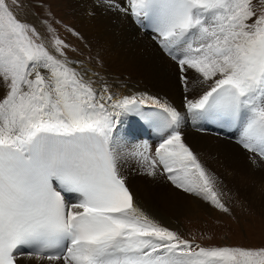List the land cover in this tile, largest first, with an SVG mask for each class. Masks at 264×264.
<instances>
[{"label": "snow or ice", "instance_id": "snow-or-ice-1", "mask_svg": "<svg viewBox=\"0 0 264 264\" xmlns=\"http://www.w3.org/2000/svg\"><path fill=\"white\" fill-rule=\"evenodd\" d=\"M127 0L122 9L151 26L176 62L194 117L235 127L254 165L264 163V0ZM0 0V264H264V247H202L138 207L122 174L126 141L118 118L165 114L154 155L130 154L147 174H167L186 193L229 212L217 179L184 142L182 116L158 98L117 99L67 57L68 45L43 37ZM71 195L72 199H68Z\"/></svg>", "mask_w": 264, "mask_h": 264}, {"label": "bare ground", "instance_id": "bare-ground-1", "mask_svg": "<svg viewBox=\"0 0 264 264\" xmlns=\"http://www.w3.org/2000/svg\"><path fill=\"white\" fill-rule=\"evenodd\" d=\"M101 1L68 0L66 7L73 14L75 29L88 43L87 46L91 49L92 55L98 57L102 64L100 68H97L81 62L82 66L75 67L78 70L80 68L87 70V78H90L96 87L99 88L106 83L109 86V91L114 93L117 99L123 97L139 99L147 95L175 107L182 116L180 125L182 137L186 144L191 146L190 148L204 167L206 168V164L225 167L227 161L231 159L233 167H230L226 173L222 171L227 181L233 184L230 195L237 194L240 199L264 211V184L257 185L258 183L254 181L257 176V167L246 163L245 159L241 157L242 155L238 151H234L237 148L240 149L237 142L238 129L234 133L226 135L209 128L203 119L196 118L187 111V99H197L203 87L193 83V76L197 74L193 70L188 71V90L186 91L179 79L178 67L170 62L167 58L168 55L165 56L166 54L160 49L154 38L155 35L142 31L141 20L117 9L128 7L127 0H103L105 2L102 6L104 10L115 9V15H108L104 21L98 13L94 14ZM33 19L34 17L31 19L34 24L37 23ZM87 19H92L95 24L92 26L93 29L85 28V25L89 24ZM98 21H102V23ZM69 62L72 64V61ZM144 106L158 105L149 102ZM183 120L187 121L182 127ZM139 128L136 120L127 114L118 118L115 130V135L122 137L127 143L121 170L126 177L127 186L133 194L135 204L161 226L174 232L182 230L180 218L187 214L202 211L215 215L214 206L199 196L177 189L167 179V174L159 172V170L156 176L147 174L146 165L142 166L140 158L134 157L130 153L141 145H147L148 154L154 155L155 152L150 151V147L158 137L149 134L147 139H143ZM216 133H221L226 138ZM222 155L225 159L218 160ZM212 173L214 174V172ZM260 174L264 176V165H261ZM244 184H246L245 192L247 194L239 195ZM216 188L220 192L221 200L225 201L220 185L216 184ZM68 199H72V197L69 196Z\"/></svg>", "mask_w": 264, "mask_h": 264}, {"label": "rangeland", "instance_id": "rangeland-1", "mask_svg": "<svg viewBox=\"0 0 264 264\" xmlns=\"http://www.w3.org/2000/svg\"><path fill=\"white\" fill-rule=\"evenodd\" d=\"M7 2L11 5V0H7ZM23 2L24 6L22 8L13 7V11L18 18L36 28V30L43 37H45L46 40L52 34L50 32V28L53 29L54 34L68 45V48L65 49V51L69 61H72L74 67L76 66L78 68L82 66L81 62H83L92 67L100 68L102 65L101 61L98 57L92 55L91 49L87 46L88 43L82 39L79 32L75 29L73 14L70 9H67L66 7L68 0H23ZM104 4L105 2L102 0L94 11V14L98 13L102 17L103 21L108 15H115V9L111 8L112 10H110L108 8L104 10L102 8ZM253 4H255L259 10L260 4L258 3V0H253ZM117 9L122 10L123 8ZM32 17H34L33 20H36L37 23L34 24V21L31 20ZM87 21L89 24H86L85 28L89 29L95 25L92 22V19H87ZM98 22L102 23V21ZM103 25H105L104 22ZM165 56L167 57V54ZM167 58L177 67L175 61H173L169 56ZM167 69H169V66H167ZM79 70L83 71L84 69L80 68ZM193 77L195 78L196 76ZM186 121L187 120H183L182 127L186 124L184 123ZM186 129L189 130L190 128ZM179 130L182 131V128ZM216 134L225 137L221 133ZM232 140L234 141V138ZM158 142L159 140L157 143ZM238 147L240 149L236 147L237 149L234 151H238L242 155L241 157L245 159L246 163H249L253 167H257V176L254 181L258 183H256L257 185H263L264 176H261L260 170L261 165H264V163L254 165L249 159L251 154L245 151L240 145ZM224 159V155L218 158L220 161H223ZM232 162L233 161L229 159L225 167H223V165L215 167L206 164V169L208 168L207 170L209 172L211 171L210 173L217 179V184H219L222 188L221 191L223 193V199H225L223 202L229 208V212L225 213L214 207L216 210L215 215L200 211L181 217L180 223L182 225V230L180 229L181 231L178 230L175 232L183 239L190 240L202 247L228 246L248 249H258L264 247L263 209L253 206L240 199L237 194L230 195L233 184L230 181H227L222 171L226 173L230 167H233ZM212 172H214V174ZM245 187L246 184H244V187L239 195L247 194L245 192Z\"/></svg>", "mask_w": 264, "mask_h": 264}]
</instances>
